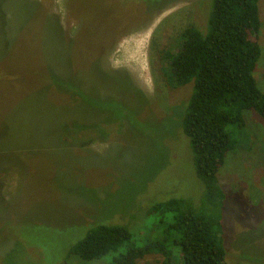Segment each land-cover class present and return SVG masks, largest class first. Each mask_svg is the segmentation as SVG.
Masks as SVG:
<instances>
[{"label": "rangeland", "instance_id": "rangeland-1", "mask_svg": "<svg viewBox=\"0 0 264 264\" xmlns=\"http://www.w3.org/2000/svg\"><path fill=\"white\" fill-rule=\"evenodd\" d=\"M212 3L0 0V264H109L67 254L100 222L151 229L142 207L203 200L180 112L193 84L169 87L161 56L185 28L205 30ZM258 9L264 93V0ZM243 118L218 171L226 261L264 264V121Z\"/></svg>", "mask_w": 264, "mask_h": 264}, {"label": "trees", "instance_id": "trees-1", "mask_svg": "<svg viewBox=\"0 0 264 264\" xmlns=\"http://www.w3.org/2000/svg\"><path fill=\"white\" fill-rule=\"evenodd\" d=\"M258 1L213 0L205 30L185 28L179 50L161 56L167 63L163 77L169 87L193 84L180 112L185 107L182 129L204 185L203 200L195 203L172 197L154 202L149 210L142 207L147 220L150 215L156 217L151 229L143 228L144 221L137 228L106 222L86 228L85 236L69 249L68 258L109 264H228L223 236L226 194L218 171L235 146L230 126L244 130V111H254L264 121V93L253 76L261 53ZM110 7L113 12L112 5L104 6L106 15ZM71 10L80 16L78 7ZM80 20L82 29V12ZM120 30L117 36L123 33ZM149 254L160 255L162 260L143 261Z\"/></svg>", "mask_w": 264, "mask_h": 264}]
</instances>
